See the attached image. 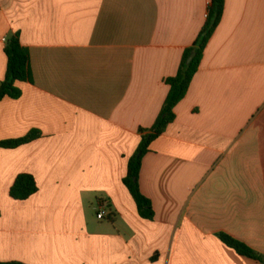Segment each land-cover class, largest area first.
Returning <instances> with one entry per match:
<instances>
[{
  "label": "crops",
  "instance_id": "obj_1",
  "mask_svg": "<svg viewBox=\"0 0 264 264\" xmlns=\"http://www.w3.org/2000/svg\"><path fill=\"white\" fill-rule=\"evenodd\" d=\"M211 1L0 0V86L14 34L32 74L0 103V142L41 134L0 148V262L260 264L219 234L264 257V0H226L175 121L144 157L153 221L124 184ZM21 174L39 186L27 201L10 197Z\"/></svg>",
  "mask_w": 264,
  "mask_h": 264
},
{
  "label": "trees",
  "instance_id": "obj_2",
  "mask_svg": "<svg viewBox=\"0 0 264 264\" xmlns=\"http://www.w3.org/2000/svg\"><path fill=\"white\" fill-rule=\"evenodd\" d=\"M225 4L226 0L211 1L207 20L199 37L194 45L185 51L177 75L166 80L167 85L170 87V91L160 116L151 129L140 130L142 141L135 155L129 160L128 174L124 179V184L135 199L139 215L145 220L153 221L155 212L152 201L142 193L139 184L143 159L150 152L152 143L160 138L166 132L168 126L175 121V108L186 98L189 92L191 84L199 71L204 52L222 21ZM5 52L8 57V67L6 78L0 86V103L6 98L15 100L21 98L22 92L16 84L18 82H30L32 79L30 52L22 45L20 34H14L7 40ZM192 54H196V57L193 62L188 65L187 61ZM40 137L41 134L38 131H32L24 138L0 142V148L16 149ZM38 192L39 186L34 176L21 174L16 178L11 187L10 197L17 201H27ZM219 238L226 246L235 250L240 256L264 264V257L245 243L224 233L219 234ZM153 260H156V257L153 258ZM0 264L26 263L10 261L0 262Z\"/></svg>",
  "mask_w": 264,
  "mask_h": 264
},
{
  "label": "water",
  "instance_id": "obj_3",
  "mask_svg": "<svg viewBox=\"0 0 264 264\" xmlns=\"http://www.w3.org/2000/svg\"><path fill=\"white\" fill-rule=\"evenodd\" d=\"M195 57H196V54H192L191 57L188 59L187 64L190 65L195 59Z\"/></svg>",
  "mask_w": 264,
  "mask_h": 264
},
{
  "label": "built area",
  "instance_id": "obj_4",
  "mask_svg": "<svg viewBox=\"0 0 264 264\" xmlns=\"http://www.w3.org/2000/svg\"><path fill=\"white\" fill-rule=\"evenodd\" d=\"M104 217V214L101 212L99 215H98V218L99 219H102Z\"/></svg>",
  "mask_w": 264,
  "mask_h": 264
}]
</instances>
